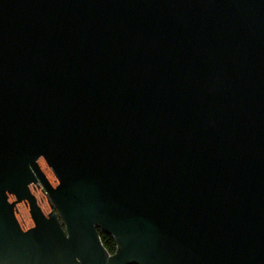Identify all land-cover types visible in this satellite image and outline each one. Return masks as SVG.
<instances>
[{"label": "water", "instance_id": "obj_1", "mask_svg": "<svg viewBox=\"0 0 264 264\" xmlns=\"http://www.w3.org/2000/svg\"><path fill=\"white\" fill-rule=\"evenodd\" d=\"M0 264H264V0H0Z\"/></svg>", "mask_w": 264, "mask_h": 264}, {"label": "trees", "instance_id": "obj_2", "mask_svg": "<svg viewBox=\"0 0 264 264\" xmlns=\"http://www.w3.org/2000/svg\"><path fill=\"white\" fill-rule=\"evenodd\" d=\"M99 236L101 243L104 247V249L109 253V254H114L116 251V243L114 239L111 236L105 235L102 233L100 230H98Z\"/></svg>", "mask_w": 264, "mask_h": 264}, {"label": "rangeland", "instance_id": "obj_3", "mask_svg": "<svg viewBox=\"0 0 264 264\" xmlns=\"http://www.w3.org/2000/svg\"><path fill=\"white\" fill-rule=\"evenodd\" d=\"M37 183L39 184L40 182H39V181H37ZM41 189H42L43 193H45V194H44V196H45V198H46V200H47L48 204H51V203H52V201H51V199H50L49 195L46 193L45 189H44L43 187H41ZM53 209H54V210H55V212L58 214L59 210H58L57 208H53ZM59 213H60V212H59Z\"/></svg>", "mask_w": 264, "mask_h": 264}, {"label": "flooded vegetation", "instance_id": "obj_4", "mask_svg": "<svg viewBox=\"0 0 264 264\" xmlns=\"http://www.w3.org/2000/svg\"><path fill=\"white\" fill-rule=\"evenodd\" d=\"M57 216H58V219H59L60 227H61V229L64 232L63 234L66 235V233H65V226H64L63 220L59 217V214H57Z\"/></svg>", "mask_w": 264, "mask_h": 264}]
</instances>
